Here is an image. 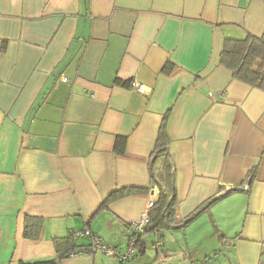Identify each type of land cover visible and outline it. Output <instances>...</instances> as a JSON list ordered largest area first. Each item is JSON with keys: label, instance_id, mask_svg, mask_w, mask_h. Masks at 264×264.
<instances>
[{"label": "crops", "instance_id": "0c3cea01", "mask_svg": "<svg viewBox=\"0 0 264 264\" xmlns=\"http://www.w3.org/2000/svg\"><path fill=\"white\" fill-rule=\"evenodd\" d=\"M246 35L264 40V0H0V264L52 259L84 229L116 254L61 264H264V90L219 62ZM164 120L174 224L121 260Z\"/></svg>", "mask_w": 264, "mask_h": 264}, {"label": "trees", "instance_id": "16d2710c", "mask_svg": "<svg viewBox=\"0 0 264 264\" xmlns=\"http://www.w3.org/2000/svg\"><path fill=\"white\" fill-rule=\"evenodd\" d=\"M219 62L222 66L229 69L233 77L237 80L249 84L251 86L264 90V40L251 35L243 38H225L219 55ZM167 129L165 120L162 122L156 147L153 152V160L150 165V173L152 178V186L157 190L156 200L150 211V223L144 232L138 238L139 252L144 249L141 245V236L145 233H157L162 228L174 224L173 206L176 200V194L173 189V167L174 163L166 146ZM116 150L123 152L125 147V137H118L115 143ZM137 189H124L110 194L104 201L103 205L113 200L117 196L129 194ZM140 191V190H137ZM168 193H171L169 196ZM213 200L210 199L200 205L176 226H185L192 221L208 204ZM28 219V222H27ZM30 221V223H29ZM31 218L26 217L25 235L27 228L31 225ZM37 223L40 222H36ZM132 234L130 235V237ZM129 237V238H130ZM129 243V239H128ZM56 256L49 260L21 262L20 264H61V261L68 257L70 253L76 250H85L87 247L77 248L74 235L68 234L64 237L54 239ZM129 245V244H128Z\"/></svg>", "mask_w": 264, "mask_h": 264}, {"label": "built area", "instance_id": "2783aa9c", "mask_svg": "<svg viewBox=\"0 0 264 264\" xmlns=\"http://www.w3.org/2000/svg\"><path fill=\"white\" fill-rule=\"evenodd\" d=\"M66 80V78H64ZM131 88L135 89L136 91L144 93L146 90L144 88V85L139 84L136 81H131ZM149 199L146 203V207L144 211L141 213L140 217L133 221L130 224V227L132 229V236L129 238V245L127 252L125 253L124 256H119V259H124L132 256L135 253V246L138 243V238L139 236L144 232L145 228L149 225L150 223V211L151 208L154 205L155 202V197L157 195V190L154 186H151L149 189ZM75 237H83L86 236L88 237L90 241V245L86 248V250H78L77 252H72L70 253L71 256H75L77 254H83V253H93L96 252L97 250H101L104 253L110 254V255H115L116 252L111 249L109 246L104 244L102 240L95 235H93L88 229H84L82 231H77L73 234ZM156 246L157 249L160 250L162 246V242L156 241Z\"/></svg>", "mask_w": 264, "mask_h": 264}, {"label": "rangeland", "instance_id": "374dc122", "mask_svg": "<svg viewBox=\"0 0 264 264\" xmlns=\"http://www.w3.org/2000/svg\"><path fill=\"white\" fill-rule=\"evenodd\" d=\"M155 200H156V197H155ZM162 231H163V229L161 230V232ZM161 232L159 231L158 233H156V235H158V237H159ZM155 236H154V234H146V235L143 236V239L147 243V246H149L151 249L154 247V245H152V243H153V241L155 239L154 238ZM174 237H176L179 240H181V241H177L176 240L177 243H180L181 245L183 244V234L178 233L176 235H173V238ZM184 251L186 252V249H184ZM220 254H221L220 251H211L210 256L208 257V260L206 261V263L207 264H229L228 260L223 259V254H221V256H220ZM152 256L153 255H151V257ZM103 257H106V256H103ZM151 257L150 256L147 257L146 255H144V256L141 255V256L136 257V258L131 257V260L125 261L124 264L134 263V261H136V259H138V258H143L144 259L141 264H145V262H147V263L151 262V261L153 262V257L152 258ZM115 258H117V257H115ZM115 258L113 260L111 257H107V258H105V262L108 263V264H120L119 261H117ZM263 262H264V259H263ZM170 264H175V263H170Z\"/></svg>", "mask_w": 264, "mask_h": 264}]
</instances>
